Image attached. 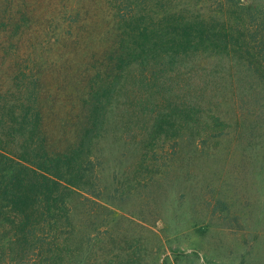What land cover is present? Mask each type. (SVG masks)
<instances>
[{
  "label": "rangeland",
  "instance_id": "obj_1",
  "mask_svg": "<svg viewBox=\"0 0 264 264\" xmlns=\"http://www.w3.org/2000/svg\"><path fill=\"white\" fill-rule=\"evenodd\" d=\"M15 1L29 5L25 36L33 35L15 52L41 60L54 51L43 29L70 3L82 7L76 30L87 27L86 44L118 30L116 10L101 0ZM140 1L121 6L134 9L126 39L143 42L141 22L148 32L167 27L148 47L164 59L126 74L118 116L94 148L97 194L66 199L51 252L21 254L3 241L0 264H264V53L254 47L264 43V0ZM178 16L219 34L186 40L184 53L168 40L180 36ZM165 53L176 56L166 62Z\"/></svg>",
  "mask_w": 264,
  "mask_h": 264
},
{
  "label": "trees",
  "instance_id": "obj_2",
  "mask_svg": "<svg viewBox=\"0 0 264 264\" xmlns=\"http://www.w3.org/2000/svg\"><path fill=\"white\" fill-rule=\"evenodd\" d=\"M101 1L116 10L114 37H99L101 41L86 44L87 27L82 25L85 33L81 36L76 30L82 7L70 3L58 9L61 20L53 15L43 29L50 33L54 47L51 57L44 60L27 49L15 52V47H26L31 35L25 36L31 30V24H26L32 17L27 2L7 0L1 10L0 243H12L19 253L31 249L51 252L61 230L55 217L66 215V199L75 192L97 194L94 148L109 129V117L118 116L117 97L125 89L126 74L133 64H158L164 59L148 47L156 37L167 34V27L148 32L141 22L139 26L147 34L132 47L126 35L132 28L134 9L128 3L121 8L128 0ZM159 7L165 17L171 14L172 8ZM259 10L249 9V14ZM168 19L176 20L173 16ZM178 20L175 30L177 35L182 33L181 38L168 40L184 53L192 47L186 40L206 43L211 32L212 36L219 34L215 27L213 34L208 22L181 16ZM260 31L264 35V27ZM258 34L253 30L254 40ZM254 47L264 53L263 39ZM166 54V62L176 56Z\"/></svg>",
  "mask_w": 264,
  "mask_h": 264
}]
</instances>
